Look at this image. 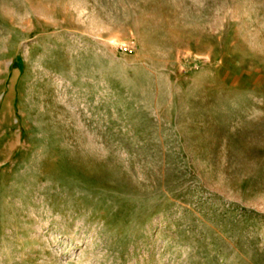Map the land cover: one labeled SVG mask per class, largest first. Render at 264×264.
<instances>
[{"label":"rangeland","instance_id":"374dc122","mask_svg":"<svg viewBox=\"0 0 264 264\" xmlns=\"http://www.w3.org/2000/svg\"><path fill=\"white\" fill-rule=\"evenodd\" d=\"M0 264H264V0H0Z\"/></svg>","mask_w":264,"mask_h":264}]
</instances>
